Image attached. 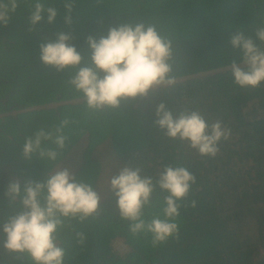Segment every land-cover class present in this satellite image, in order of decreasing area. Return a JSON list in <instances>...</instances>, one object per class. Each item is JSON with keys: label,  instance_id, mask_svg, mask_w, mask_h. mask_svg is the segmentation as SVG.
Masks as SVG:
<instances>
[{"label": "trees", "instance_id": "obj_1", "mask_svg": "<svg viewBox=\"0 0 264 264\" xmlns=\"http://www.w3.org/2000/svg\"><path fill=\"white\" fill-rule=\"evenodd\" d=\"M57 16L42 19L29 30L33 0H19L9 22L0 25V222L15 209L2 193L9 181L43 179L45 162L25 159L21 144L41 126L67 117L70 140L57 165L70 163L77 179L98 191L102 173L128 164L155 176L164 165H183L197 177L181 201L179 239L152 247L150 234L133 236L119 218L109 188L100 211L83 222H72L87 235L75 243L61 231L66 264H264V84L240 88L229 65L237 53L228 44L236 30L252 35L264 23L259 0H74L66 24L64 0H52ZM48 6V3H45ZM121 20L156 23L176 41V85L122 101L119 110L92 113L67 80L71 71L57 72L41 63L39 44L69 32L89 63L87 37L99 38ZM174 110L198 109L206 119L223 120L232 130L215 158L199 156L186 143L170 140L153 125L155 105ZM73 156V157H72ZM76 158V159H75ZM67 167V165H66ZM68 168V167H67ZM69 169V168H68ZM165 193L157 190L145 218L159 215ZM196 201L192 207L191 201ZM18 203V202H17ZM123 244L122 250L114 242ZM5 264H31L27 255L0 248Z\"/></svg>", "mask_w": 264, "mask_h": 264}, {"label": "clouds", "instance_id": "obj_2", "mask_svg": "<svg viewBox=\"0 0 264 264\" xmlns=\"http://www.w3.org/2000/svg\"><path fill=\"white\" fill-rule=\"evenodd\" d=\"M48 6H45V3ZM264 4V0H259ZM74 0H64L66 24H71ZM19 0H0V25H6ZM57 9L52 0H33L27 17L29 30L46 18L55 21ZM69 32H58L54 39L39 44L41 63L57 72L73 70L67 84L80 94L87 110L102 113L119 110L122 101L146 97L149 92L173 88L176 41L164 35L156 23L145 20H121L105 35L87 37L89 63L77 47L69 43ZM228 44L237 53L229 65L232 81L240 88H258L264 84V23L252 35L234 31ZM153 125L170 140L180 141L205 158H215L220 145L231 135V128L220 119L209 120L198 109L174 110L163 101L155 105ZM72 121L60 119L51 127L41 126L26 135L21 144L25 159L36 156L47 165L43 179L9 181L3 198L15 205L13 212L0 222V248L27 255L31 264H66V248L59 241L68 229L76 244L83 246L87 235L72 224L95 217L100 211L101 196L93 183L77 179L67 167L57 165L61 151L70 140L67 129ZM197 177L183 165H164L157 175H144L140 167L128 164L111 175L108 188L114 197L119 218L128 222L133 236L150 234L152 247L170 239H179L181 201ZM165 193L159 215L146 219L144 210L153 203V195ZM18 202V203H17ZM192 207L196 201H191ZM0 264L5 261L0 258Z\"/></svg>", "mask_w": 264, "mask_h": 264}, {"label": "rangeland", "instance_id": "obj_3", "mask_svg": "<svg viewBox=\"0 0 264 264\" xmlns=\"http://www.w3.org/2000/svg\"><path fill=\"white\" fill-rule=\"evenodd\" d=\"M66 165H67V167L69 168L70 171L73 170L74 167H73L72 164L67 163ZM66 165H65V167H66ZM62 167H64V166L62 165ZM118 170H119V168H116V167L115 168H111L110 167L108 170H105V172L102 173L100 185L98 187V192L100 193V195H103L104 193L107 192L109 178H110L111 175L116 174V172ZM114 247L116 249H118V250H122L123 244L120 241H115L114 242Z\"/></svg>", "mask_w": 264, "mask_h": 264}]
</instances>
